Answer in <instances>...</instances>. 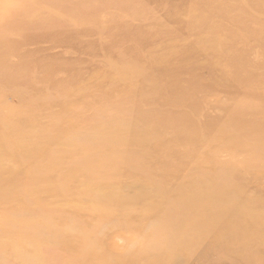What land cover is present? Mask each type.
I'll return each mask as SVG.
<instances>
[{
  "label": "rangeland",
  "instance_id": "1",
  "mask_svg": "<svg viewBox=\"0 0 264 264\" xmlns=\"http://www.w3.org/2000/svg\"><path fill=\"white\" fill-rule=\"evenodd\" d=\"M21 6L30 7L28 13L18 17L23 18L22 22L13 18L7 25L13 27L21 22V33L0 29L6 45L15 50L12 54H5L8 57L6 72L9 78L0 75V116L7 120V124L0 122L3 125L0 131L11 133L21 130L25 141H42L41 135L49 131L50 116H54L55 120L63 117L59 124L60 131L68 133L64 125L66 121L73 123L75 129L79 126L77 119L71 121L75 114H78L79 120L88 119L95 110L110 109L113 102L120 105L125 96L135 94L137 89L139 92L132 96H137V101L143 106L148 103L156 114H161L158 105L161 97L146 90L153 85L160 84L161 87L163 83L159 77L173 71L182 73L184 78L178 81L183 84L186 93L193 94L191 101L198 105V109H181L194 124L198 123L199 116L204 112L210 117H222L238 103L249 104L254 110L264 113V0H23ZM38 11L40 14L42 11L48 12V17L39 18ZM127 66L138 73L132 82L128 81V74L122 71ZM116 72V80H111ZM152 78L156 80L152 81ZM194 84L198 85L197 92ZM132 101L129 103H138ZM56 128L55 125L50 128L51 136L55 138V141L48 143L51 151H56L64 140L56 135ZM152 137L148 142L150 149L159 146L162 139L158 132ZM25 144L23 141L21 147L14 150L16 155L25 154ZM214 147V144L204 145L199 152L210 153ZM101 149L97 147V152L100 153ZM0 154V170L12 169L13 164L16 167L12 158L4 156L5 160L1 151ZM160 157H154L156 161L152 162V167L156 164L159 169L161 162L167 161ZM216 160L224 163L226 157L221 155ZM67 165L72 166L73 160ZM27 167L28 164L23 166ZM66 169V166H62L59 171L63 173ZM204 170L218 172L208 163ZM137 171L133 168L131 173L137 174ZM44 172L41 177L32 179V184L37 185L41 178L52 188L58 189L55 174L47 170ZM112 172L115 178L122 173V168ZM16 174L19 177L21 170ZM74 177L65 193L58 190L54 193L52 190L49 194L39 192L33 196L46 209L39 211L40 215L50 219L59 229L64 227L68 217L87 226L97 223L95 235L102 240L100 247L108 256L138 252L144 237L119 233L117 229L110 228L108 222L100 224L99 217L91 211L86 195L90 188L87 178L80 173ZM176 182L170 179L166 185ZM122 184L127 187L132 185L134 192L136 186H144L147 200L155 201L149 194L151 190H148L145 180L125 178ZM239 184L264 207L263 177L247 172ZM31 203L27 209L36 208V204ZM164 203L148 211L133 207L135 215L141 217L138 219L150 221L148 227L141 230L143 234L154 230V220L166 207ZM18 211L13 203L0 200V214L7 217ZM138 219L135 221L140 227ZM136 229L139 231V228ZM75 237V234L68 238L62 234L61 240L47 244L19 235L17 231L0 229V245H3L0 248V264H22L12 255V250L18 246L38 248L52 259L57 256L59 260L55 259L56 264L65 263L76 254L78 245ZM64 239L68 242L62 243ZM204 240L209 239L206 237ZM113 245L122 251L113 250ZM213 261L214 257L194 252L180 264H215Z\"/></svg>",
  "mask_w": 264,
  "mask_h": 264
},
{
  "label": "bare ground",
  "instance_id": "2",
  "mask_svg": "<svg viewBox=\"0 0 264 264\" xmlns=\"http://www.w3.org/2000/svg\"><path fill=\"white\" fill-rule=\"evenodd\" d=\"M22 3L23 0H0V29L21 33L23 18L18 17L30 10L29 6L22 8ZM47 13L42 11L40 14L38 11L39 18H47ZM13 18L21 22L7 27L8 21ZM4 41V36L0 35V75H5L6 79L9 78L6 72L7 55L15 50ZM135 70L128 66L122 69L128 74V81L138 77ZM181 74L177 71L165 72L159 77L163 83L161 87L160 84L157 87L153 85L146 90L161 97L158 104L161 114H156L148 103L143 106L137 101V96H132L139 92L137 89L135 94L125 96L120 105L113 102L109 105L110 109L95 110L88 119L79 120L78 114H75L71 121L77 119L79 126L75 129L73 123L66 121L64 125L68 133L60 131L59 124L64 120L63 117L59 116L55 120L54 116H50L49 131L41 135L42 141L27 139L26 142L21 130L11 133L0 131V151L3 157L12 158L16 164L15 168L12 162V169L0 170V200L3 199L7 204L13 203L14 209L19 210L7 217L0 214V229L17 231L19 235L47 244L61 240L62 234L67 238L75 234L78 245L76 254L60 264H180L194 252L214 257L215 264H264L263 206L239 184L247 172L264 178V113L254 110L249 104L238 103L222 117H210L204 112L199 116L198 123L194 124L181 110L184 107L198 109V105L191 101L193 94L186 93L183 84L178 81L184 78ZM116 75L117 72L110 79L116 80ZM193 87L197 92L198 85L194 84ZM142 91L145 92V89ZM128 100L138 103L130 104ZM0 122L5 124L7 120L0 116ZM1 123L0 128L3 126ZM53 125L57 126L56 135L64 139L56 151H51L48 146L50 141H55L50 133ZM155 132L162 139L159 146L150 149L148 142L154 138ZM23 141L27 150L23 155H16L14 150L21 147ZM212 144L215 147L210 153L199 152L201 146ZM173 145L179 147L171 149ZM97 147H102L100 153ZM221 155L226 157L224 163L216 160ZM156 156L167 159L161 162L162 167L159 169L156 164L152 167ZM70 160H73L72 166L67 165ZM207 163L217 168L218 172H206L204 167ZM25 164H28L27 168H23ZM62 166L67 169L60 173ZM118 168H122V173L113 178L112 171ZM133 168L138 170L137 174L131 173ZM19 169L21 175L18 177L16 173ZM45 169L55 174V186L58 189L52 188L41 178L37 185L32 184L31 180L41 177ZM77 173L84 175L90 184L86 195L91 211L99 217L100 224L108 222L110 228L117 229L119 233L140 234L144 237L138 252L108 256L100 247L102 240L95 235L97 223L87 226L68 217L64 227L59 229L50 219L40 215L39 211L46 209L33 196L39 192L49 194L52 190L54 193L57 190L65 193ZM131 177L145 180L148 190H151L149 194L155 201L147 200L144 186H136L134 192L132 185L127 187L122 184L125 178ZM170 179L178 182L166 185ZM31 202L36 204L35 209H27ZM161 202H165L166 207L154 220V230L143 234L150 221L140 220V216L138 219L133 207L145 211L155 210ZM137 219L141 223L140 227L135 221ZM206 237L209 240H204ZM67 242L66 239L62 241ZM112 248L122 251L114 245ZM12 251L15 260L22 264H56L57 256L52 259L38 248L18 246Z\"/></svg>",
  "mask_w": 264,
  "mask_h": 264
}]
</instances>
